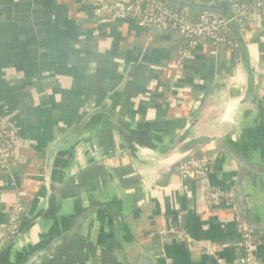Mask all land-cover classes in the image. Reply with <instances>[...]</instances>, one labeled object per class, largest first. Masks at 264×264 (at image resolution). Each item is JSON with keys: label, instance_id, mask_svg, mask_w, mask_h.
<instances>
[{"label": "crops", "instance_id": "0c3cea01", "mask_svg": "<svg viewBox=\"0 0 264 264\" xmlns=\"http://www.w3.org/2000/svg\"><path fill=\"white\" fill-rule=\"evenodd\" d=\"M165 1L189 11L198 4L228 7L232 0ZM93 12L90 3L80 0H0V114L13 117L24 142L15 164L0 169V249L16 201L22 200L26 210L42 197L43 167L52 156L46 150L66 128L103 108L159 139L152 143L161 153L192 117L196 121L189 136L194 139L225 137L238 123L245 134L233 137L231 144L224 140L221 148L244 157L252 151L248 155L264 167V8L242 33L250 69L242 65L241 49L236 47L234 54L226 45L200 46L179 65L183 45L175 30L102 20ZM246 90L252 99L237 105ZM68 141L59 145V152L80 144L72 151L61 192L65 209L108 203L121 187L126 223L156 264H237L243 256L232 200L238 169L228 155L218 167L212 164L205 182L182 180L175 173L166 187L157 188L141 180L124 152L110 156L124 147L108 121L102 119ZM206 152L213 160L214 151ZM134 161L136 167H145L140 157ZM260 172L253 187L244 186L243 203L252 219L264 222ZM212 188L230 193L231 202L209 204L205 191ZM97 224L89 222L69 238L50 255L49 264H120L94 242ZM50 225L44 221L27 232L4 251L0 263L21 264L23 254L39 243L36 236L45 237ZM179 227L192 244L162 240V232ZM255 261L264 264V244Z\"/></svg>", "mask_w": 264, "mask_h": 264}, {"label": "water", "instance_id": "95a60500", "mask_svg": "<svg viewBox=\"0 0 264 264\" xmlns=\"http://www.w3.org/2000/svg\"><path fill=\"white\" fill-rule=\"evenodd\" d=\"M232 1L229 2L228 7L218 3H211L208 5H193L194 8L191 7L189 9H221L222 17L226 21H229L231 15L228 12ZM174 5L179 6L178 3ZM228 26L229 30L234 34L236 47L241 49L240 56L242 65L250 69L249 62L245 58V41L242 33L239 32L234 22L229 23ZM251 79L252 74L248 73V81ZM251 99L252 93L246 90L243 97L237 102V105H246ZM93 116L90 114L88 120L83 119L76 127L72 128V131L61 134L50 145V148L46 150L52 156L46 160L43 167L42 197L40 195L39 198L36 197L30 203L25 210L15 234L9 239L3 240L0 249V259L6 249L12 248L23 236L26 235L27 237V232L39 227L42 222L47 221L51 224L47 230V235L45 237L42 235L36 236L37 239H40L39 243L29 249L28 254H23V257L20 259L21 264H44L45 258L50 257L69 238L78 234L80 229L85 228L89 222L96 221L99 223V225L97 224L98 236L94 238V242L100 248L112 253L119 260L120 264H156L150 254L145 252L136 242L134 228L126 223L123 191L121 187L116 189L115 195L108 203L101 202L85 207L77 204L69 209L64 208L61 192L67 181V173L70 170L73 160L72 151H76L80 143H73L63 152L58 151L59 145L77 136V134L79 135L81 132H85L89 128L91 129V127L99 125L102 119L114 126L117 137L124 147L123 151H118V153L110 156L113 158L115 155L124 152L129 157L130 162H132L131 165L134 168L133 170H135L141 180L157 188L166 187L169 179L173 174L177 173L178 169L186 160L199 153L206 152L207 148H211L214 151L212 164L215 167L223 163L225 155H228V157L235 161L234 165L238 169V172L234 175L237 178L235 180L236 195L235 197L234 195L232 196L237 215L247 228L253 231L264 232V222H258L252 219L243 203L245 195H243L244 186L248 184L253 187L254 177L262 174L260 171H264V167L254 162L255 159L257 160L255 155H248L250 153L252 154V151L244 157L237 155L231 150L221 148V143L224 140L227 144H231L233 137L239 136V134H245L240 124L237 123L235 125L236 128L222 138L199 137L194 139L189 136V130L196 121V117H192L190 121L185 122L183 130L176 135L169 148L164 153H161L158 150L159 147H154L152 143L158 142L157 140L159 139L148 135L146 131L132 126L121 117L115 114H107L104 108L100 111V114L95 115V117ZM0 118L9 128L15 131L18 137L17 146L24 145V142L21 141L22 132L19 126L15 125L13 117L4 118L0 114ZM136 156L145 161L146 168L140 169L136 167L134 161ZM234 165L228 168V170H233ZM145 174L146 176L148 175V178L144 177ZM106 220L107 223H105Z\"/></svg>", "mask_w": 264, "mask_h": 264}, {"label": "built area", "instance_id": "2783aa9c", "mask_svg": "<svg viewBox=\"0 0 264 264\" xmlns=\"http://www.w3.org/2000/svg\"><path fill=\"white\" fill-rule=\"evenodd\" d=\"M90 3L94 7V15L99 19L110 21L132 20L140 26L163 31L167 27L177 30L185 46L178 54L179 65H182L189 55L198 47L211 45L217 47L226 45L229 49L234 45L227 40L229 23L234 22L240 33L246 31V26L251 22L253 16L264 8V0H255L252 5L232 1L230 4L231 16L226 21L219 14L212 11H203L196 18H190L184 12H177L168 8L159 0H80ZM105 14L109 17L105 18ZM18 137L15 131L9 128L0 118V169L8 170L19 157L21 145L17 146ZM212 170V159L207 152L186 160L178 169L177 174L182 180H196L205 182ZM230 199V200H229ZM205 200L215 205L221 201L231 202V194L218 188L207 189ZM25 213L22 200H17L7 220L4 230V239L12 237ZM237 233L241 237L243 256L237 264H256L255 253L259 246L264 244V233L258 235L247 228L238 217L234 218ZM163 241L174 239L192 244L187 233L179 228H170L162 232ZM197 248L202 246L197 245ZM213 254L212 249H207ZM218 263H222L220 260Z\"/></svg>", "mask_w": 264, "mask_h": 264}, {"label": "trees", "instance_id": "16d2710c", "mask_svg": "<svg viewBox=\"0 0 264 264\" xmlns=\"http://www.w3.org/2000/svg\"><path fill=\"white\" fill-rule=\"evenodd\" d=\"M159 1L161 3H163L165 6H167L168 8H170V9H173V10H175L177 12H184L190 18H193V19L196 18L203 11H212V12H215V13L219 14L220 16H222V12H221L222 10L221 9H219L220 10L219 11V10H208V8H201V9H189V11L188 10L185 11V7H181V6H178V5H174L171 2H168V1H165V0H159ZM254 1L255 0H237V2L245 3L247 5H252V3ZM228 14L231 15L230 10H229V13ZM108 17H109V15L108 14H105V18H108ZM237 28H238V26H237ZM171 29L172 30H175V29H173L171 27H167L164 30L167 31V30H171ZM175 31L177 32V30H175ZM227 40L230 41L234 45V48L231 49L234 52V54H238V50L236 48V43H235V40H234V34L229 29H228ZM181 41H182V45H183L182 47H184L185 44H184V41H183L182 38H181ZM254 233L258 235L260 232L259 231H256ZM262 233H264V232H262Z\"/></svg>", "mask_w": 264, "mask_h": 264}, {"label": "flooded vegetation", "instance_id": "af4514ba", "mask_svg": "<svg viewBox=\"0 0 264 264\" xmlns=\"http://www.w3.org/2000/svg\"><path fill=\"white\" fill-rule=\"evenodd\" d=\"M72 128H73V126H72L71 128H66V130H64V131L62 132V134H65V133H68V132L72 131V130H73ZM72 138H73V137H72ZM67 143H69V141H67L66 144H67ZM103 158H105V156H104ZM113 158H115V157H113ZM49 259H50V260H49ZM50 261H51V258H50V257H47V258H45V263H44V264H49Z\"/></svg>", "mask_w": 264, "mask_h": 264}]
</instances>
